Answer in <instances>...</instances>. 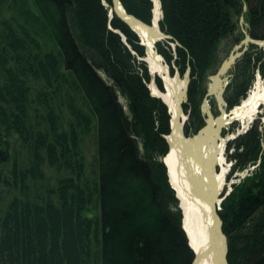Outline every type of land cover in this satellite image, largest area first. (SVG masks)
Segmentation results:
<instances>
[{"label":"trees","instance_id":"16d2710c","mask_svg":"<svg viewBox=\"0 0 264 264\" xmlns=\"http://www.w3.org/2000/svg\"><path fill=\"white\" fill-rule=\"evenodd\" d=\"M103 1L34 0L58 54L43 51L28 29L22 35L6 19V26L0 28V71L6 75L0 86V264H92L94 236L100 242L101 264H190L192 260L181 227L179 198L162 159L171 125L168 105L149 90L148 64L137 58L145 53L140 37L114 10V0H105L108 6ZM121 1L129 13L152 22L153 0ZM161 4L164 16L159 25L172 36L170 40H178L174 62L182 74L191 67V118L184 127L190 135L205 123L201 104L207 89L202 82L217 58L219 43H237L244 37L242 15L249 23L248 32L264 37V0H161ZM158 49L172 61L171 49L159 43ZM235 65L236 76L224 96L229 109L245 97L257 66L264 74L262 49H248ZM28 75L47 83L48 88L39 91L47 103L51 97L58 99L56 93L65 83L86 110L74 103L71 94L76 122L65 127L51 108L42 115L50 127L33 125ZM154 79L163 88V80L158 75ZM183 107L187 109L186 103ZM94 126L98 168L91 177L81 140ZM12 131L29 145L31 165L22 167L14 159L7 173L3 166L14 150L13 139L8 138ZM261 137L253 123L229 143L233 170L261 161L251 174L234 182L218 210L228 235V264H264ZM45 164L69 168L71 174L41 194L35 181L44 177ZM1 184L17 188L18 194L6 201ZM97 204L100 215L86 216Z\"/></svg>","mask_w":264,"mask_h":264},{"label":"bare ground","instance_id":"6f19581e","mask_svg":"<svg viewBox=\"0 0 264 264\" xmlns=\"http://www.w3.org/2000/svg\"><path fill=\"white\" fill-rule=\"evenodd\" d=\"M112 6L116 11L114 3ZM116 7L120 15L124 16L125 19H123L127 24L137 31L138 36L141 38L140 43L145 47V53L142 57L148 62L151 73L154 75L157 73L163 79V88H160L153 81H150L148 85L154 96L158 94L157 96L168 104V110L171 114L170 130L165 135L168 150L162 156V159L167 166L169 182L179 198L178 206L181 209L182 216L181 227L187 237V243L193 251L190 264H228L225 237L217 222L215 209L221 200V192L230 183L229 178L231 175L233 176L235 170L242 169L236 168L233 170L234 163H228L226 160L227 140L222 131L224 127L236 119H239L242 124H247V122L253 121V116L261 108L264 111V76L256 70L254 80L245 97L241 98L239 103L232 105V111L229 112L231 108L227 109L228 106L225 107L223 101L228 88L229 76H227V73L236 66L238 58L249 49L250 46L247 45L252 43V39L257 41L264 37L256 38L248 32L247 28L242 29L245 34L241 39L242 41L247 40L248 35L252 38L247 40V45L244 44L242 49L235 50L242 42L239 41V44L221 61L219 73L216 72L210 75L207 86L208 89L212 90L211 94L218 98L220 108H222L220 114L210 116L212 110L207 105V101L210 100V94L207 95L208 90L207 96L203 97L205 101L203 103V114L206 122L200 126L202 130L200 133H197V131L188 135L184 131V119H186L187 114L183 110V102L187 100L188 96V77L178 70H176V73H172L171 68H169L157 47L158 39L164 37L159 25V20L162 17L161 1L156 0L153 6L152 23H147L135 14L129 13L119 0H116ZM244 9H247L246 3ZM109 16L112 17V13H109ZM120 33L123 36L125 35L122 31ZM171 42L169 40L170 45ZM255 44L260 48L263 47L257 43ZM235 51H240V56L236 58L233 64H230ZM187 67L185 73L190 74L191 67ZM262 148L264 149L263 142ZM260 161L261 159H258L257 163L251 165L255 167ZM243 178H240V180Z\"/></svg>","mask_w":264,"mask_h":264},{"label":"rangeland","instance_id":"374dc122","mask_svg":"<svg viewBox=\"0 0 264 264\" xmlns=\"http://www.w3.org/2000/svg\"><path fill=\"white\" fill-rule=\"evenodd\" d=\"M0 2H2L1 7H0V28L1 29H4V27L6 26V23L3 22L6 19L9 21V23H11L14 27H16L17 31L20 32L22 35H25V33H26L25 30L28 29V31L38 41H40L42 43L43 51L53 50L56 52V54H58L59 51H58L57 43H56V41H54V38H53L50 30H48V27H46L44 20H41V15H40L39 9H37L36 4L34 3V0H0ZM119 2H121V4H123L121 0ZM155 2H156V0H153V4H155ZM104 4L106 6H108L107 1H105ZM110 9H112V11H113V8H110ZM109 13L111 14V10H109ZM152 13H153V10H152ZM161 15H162L161 18H163V16H164L163 15V7H162V14ZM239 22H240V29L249 27V23L245 21V17L243 15L240 17ZM241 24H242V28H241ZM160 28H161V26H160ZM117 31L120 32L121 30L117 29ZM262 31L264 32V29H262ZM162 32H163L162 36H164V37L162 39H158L159 46L163 45V47L171 49L172 56H173L172 61L169 62L167 60V58L164 57V55L161 52L160 53H161L162 57H164V59L166 60L169 68H171L172 73H176L177 72L176 70H178L181 73L179 66L174 62V60L176 59V47H177L176 45L178 43V40H176V39L170 40V39H172L170 37L171 35L169 34L170 36H167L168 33H166L163 30H162ZM136 33H137V31H136ZM122 37L127 42L126 36L122 35ZM169 40L172 41L171 45L169 43ZM140 41H142L141 38H140ZM158 43H157V47H158ZM237 44H239V42L232 43L231 40H228V41L222 40L219 43L217 58L215 59V61H213V63L208 68L207 74L205 75L206 78L202 82V85H204V87L207 89V91L209 90L207 86H208V83H209V80L211 77L210 75L219 71V69L221 67L220 66L221 61L229 55V52L232 51ZM252 44H255V43L252 42L250 45L249 44L247 45L248 47L250 46L249 50L251 49L252 51L255 52V51H257V49L259 51H261V49H262V53L264 56V46L261 48L256 47V46L252 47ZM168 45H170V47ZM129 47L131 48L130 45H129ZM242 48H243V44L240 45L236 50H239ZM133 51L136 53L134 48H133ZM137 58L144 60V57H142L140 55H137ZM147 64H148V62H147ZM148 69H149V73L151 75V79H152L151 81L156 83V79H154V78H155V75H158V74L155 73V75H154L151 73L150 68H149V64H148ZM234 69H235V67H233L227 73V76H229L227 85H229L231 80L233 78H235V76H236V72H234ZM256 70L260 71V73H261L260 66L256 67L255 74H256ZM184 74L186 76L188 75L190 77V74L183 73V75ZM5 76L6 75L0 71V86L1 87L4 85ZM263 76H264V74H263ZM26 78H27V81L29 82V84L32 85V88L30 89V91L28 93L29 94V100L27 101V103H28V107L30 106L29 115L31 116V121H32L33 125H37L39 123V125L41 124L44 129H47L48 127H50L49 125L46 124L47 119L45 117H43L42 115L47 114V112L51 108L56 113V115H59V121L61 124L65 125V127H68L69 126L68 124H70L72 121L76 122L77 116H74L71 112V107H72V104H71L72 99H70L71 94L75 96L74 97V103L77 104L80 108L82 107L81 110L83 108H84L83 110H86V104L83 103V100L79 97V95L77 93H75V91L72 89V87L70 88L68 86V84H65L62 82L63 84H62L61 89L58 91V93H56L57 94L56 97L58 99L53 101L52 97H51L49 103H47L42 98V96L39 94V91H42V90H45L48 88V86L46 85L47 83H45L41 79V77L37 78V77H34L32 75H28V77L26 76ZM190 80H191V77L189 78V82H190ZM45 85H46V88H44ZM60 93L62 94L61 97H60ZM206 93H205L204 97L207 96ZM59 97H60V99H59ZM68 98L70 101V105L67 104ZM209 98H210V100L208 101V103H209V107L211 108L213 114L214 115L220 114L221 108L219 105L218 98L214 97L213 94H210ZM186 99L187 100H185L183 102V104L186 103V107L189 110L184 109V107H183V110H185V112L187 114L186 119H184L185 120L184 121V127H185V124L189 121V118H191V117H189V115L191 113V109L189 108L191 103L188 99V96ZM120 100L124 104L127 103L125 97H121ZM204 102L205 101L203 100L202 104H201L202 116L204 115L203 114L204 113V109H203V103ZM263 114H264V111H263V108H261V110L253 116V121L247 122V124H244V123L242 124V122L239 119H236L235 121H232V123H230L228 126L224 127V130L222 131V133L224 134V136L226 137V140H227L225 150L226 151L227 150L232 151V149L229 148V146H230L229 143H231L233 141V138L238 136L239 133L241 134L244 131H246L247 129H249V127H251L253 125V123L254 124L257 123L258 127L262 131V137L261 138H262V142L264 143V120H263L264 117H263ZM204 119L206 122V118H204ZM32 130H33V128H32ZM198 131H199V129H198ZM8 138L13 139V142H14V148L13 149L14 150H13L12 157H11L10 161L6 165L3 166V169L7 173L10 172L12 165L15 161L14 159H16L20 162V166L29 167L31 165V159H30L31 151L28 148L29 145L22 138V135L21 134L18 135L16 133V131H12ZM81 141H82L81 153L83 155L85 154V156H86V158H85L86 168H87L89 175L92 177L93 176L92 174L94 172H96V170L98 168L97 167L98 145H97V135H96L95 126L89 132L86 131L85 136L83 137V139ZM226 156H227L226 160L228 161V163H233V161L228 157L227 153H226ZM0 167H1V165H0ZM255 167L253 165H249V167H245V169L234 171L233 176L231 175V177L229 178L230 183L226 186V188H224V191L221 192L222 196H221L220 202L217 205V210H219L222 207L221 202L223 201V199H225V197L232 190L234 182L240 180V178H243V177L251 174V171L253 169H255ZM43 169H44V177L42 179H39V180L36 179V181L33 179L31 180V183L33 181L37 182V185H38L37 190H39L41 192V194L47 193L46 192L47 189L50 187H54L59 182L60 178H64L65 176L71 174V171L69 168L61 169V168L55 167L54 165L50 166L49 164H45L43 166ZM1 188H2V192H5L6 201L11 200L12 196L18 194L17 188L9 187V186H7V184H1ZM32 191H35V189L33 188ZM92 207H93V205H92ZM99 212H100V209H99V205L97 204V206L95 208H93V209L91 208V210L87 211V213L85 215L86 216L89 215V216H92L93 218H97L100 215ZM92 236H93V234H92ZM92 240H93V242H92L91 251L93 252V256L91 258L90 263L101 264L100 259H98V253L100 252V242L96 239L95 236L93 237Z\"/></svg>","mask_w":264,"mask_h":264},{"label":"water","instance_id":"95a60500","mask_svg":"<svg viewBox=\"0 0 264 264\" xmlns=\"http://www.w3.org/2000/svg\"><path fill=\"white\" fill-rule=\"evenodd\" d=\"M120 1V0H119ZM114 6H115V8H116V12H117V14L121 17V15H120V13L117 11V7H116V0H114ZM111 13H112V9H111ZM123 18H124V16H122ZM125 19V18H124ZM165 33V32H164ZM162 34H163V32H162ZM166 34V33H165ZM167 35V34H166ZM167 36H170L169 34L167 35ZM171 37V36H170ZM248 38H247V40L248 39H250V38H252L250 35H248L247 36ZM247 40H241L242 42H240V44H239V46L240 45H247ZM252 42H254V43H257V44H259V45H262V46H264V38H260V39H258L257 41L256 40H254V39H252L251 40ZM260 41V42H259ZM238 46V47H239ZM238 47H236L235 48V50L238 48ZM240 51L238 52V51H235V54H233V57H232V60H231V63L230 64H233L234 62H235V60H236V58L238 57V56H240ZM217 73H219V71L217 72ZM187 77H188V83H189V76L187 75ZM212 90H210L209 89V91H208V93H207V95H209V94H211L212 92H211ZM156 95V94H155ZM158 95V94H157ZM223 97V96H222ZM225 99V98H224ZM223 99V101H224V105H225V107H227V102H226V100H224ZM207 105H208V107H209V103H208V101H207ZM210 108V107H209ZM228 109V108H227ZM221 110H222V108H221ZM232 111V108L230 109V111L229 112H231ZM214 114H213V112L211 111V113H210V116H213ZM207 122H208V120H207ZM202 130H201V128L199 129V131L197 132V133H200ZM215 215H217V222L219 223V225H220V227H221V232H223V236L225 237V242H226V253H227V249H228V246H227V235H225V233H224V231H223V225H222V222H223V220H222V218H221V214H219V212H218V210H217V207H216V209H215ZM225 257H226V254H225ZM226 261H227V257H226Z\"/></svg>","mask_w":264,"mask_h":264}]
</instances>
